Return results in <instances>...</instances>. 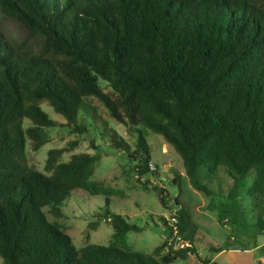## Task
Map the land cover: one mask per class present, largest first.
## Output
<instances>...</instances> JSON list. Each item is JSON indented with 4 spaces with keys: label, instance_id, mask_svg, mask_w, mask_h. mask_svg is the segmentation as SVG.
<instances>
[{
    "label": "trees",
    "instance_id": "obj_1",
    "mask_svg": "<svg viewBox=\"0 0 264 264\" xmlns=\"http://www.w3.org/2000/svg\"><path fill=\"white\" fill-rule=\"evenodd\" d=\"M0 14L31 31V39L22 42L0 32L5 264H171L190 255L203 264H221L201 257L200 227L165 188L153 186L175 215L162 217L167 238L145 253L127 240L130 231L143 228L113 212L111 189L93 179L96 153L61 161L65 149H50L49 174L28 165V140L38 151L57 126L43 101L75 132L85 133L86 124L79 122L82 110L91 113L85 98H99L115 119L138 132L134 149L113 137L139 180L158 171L150 168L151 145L137 128L144 126L174 147L197 190L212 195L215 183L222 187L228 180L232 201L242 192L249 196L254 222L264 229V0H0ZM173 182L181 185L178 178ZM81 191L106 194L102 218L113 224L110 244L79 248L49 219L46 207L60 218L63 202ZM240 206L244 216L247 206ZM175 233L184 247L169 243ZM209 251L223 248L211 245Z\"/></svg>",
    "mask_w": 264,
    "mask_h": 264
},
{
    "label": "rangeland",
    "instance_id": "obj_2",
    "mask_svg": "<svg viewBox=\"0 0 264 264\" xmlns=\"http://www.w3.org/2000/svg\"><path fill=\"white\" fill-rule=\"evenodd\" d=\"M0 32L19 42L31 39V31L22 21L1 14ZM102 85L106 92L112 94L106 83ZM85 100L91 106V113L82 110L79 114V122L88 128L85 133L75 132L49 101L41 102L46 113L57 121V126L49 129V141L38 151L33 149L31 140H28V165L49 174L45 166L50 149H65L61 161H69L78 153H96L98 161L93 179L111 189L108 194L109 208L143 228L139 232L130 231L127 234L128 243L134 250L151 253L167 238L162 217L173 220L174 214L172 206L162 204L153 187L158 185L165 188L170 197H178L180 205L190 211L193 222L200 227L197 236L202 258L211 257L221 264H264V229L254 222V203L249 196L242 192L237 200L232 201L228 180L222 187L215 183L217 192L212 195L197 190L190 183L183 159L174 147L162 135L144 126L137 128L149 140L152 163L158 171H151L139 180L131 169V158L114 145L113 137L114 134L122 137L134 149L137 130L115 119L99 98L89 96ZM29 125L30 121L26 119L25 126ZM175 178L179 179L181 185L173 182ZM144 180H147L145 186ZM105 198L106 194L103 193L92 195L81 191L63 202L62 217L57 218L50 207H46L45 211L51 221L59 223L72 236L77 247L91 243L108 245L112 241L114 229L110 219L102 218L107 208ZM240 202L247 206L244 216L241 214ZM235 204L238 205L239 215L234 213ZM236 244L241 248L231 249ZM211 245L222 247L223 251L212 253L209 251ZM0 264H5L1 256ZM171 264L203 263L197 256L190 255L186 260L179 259Z\"/></svg>",
    "mask_w": 264,
    "mask_h": 264
},
{
    "label": "built area",
    "instance_id": "obj_3",
    "mask_svg": "<svg viewBox=\"0 0 264 264\" xmlns=\"http://www.w3.org/2000/svg\"><path fill=\"white\" fill-rule=\"evenodd\" d=\"M150 167L155 169V166L153 165L152 162L150 163ZM174 215H175V213H174ZM169 243L170 244L175 243L176 246L184 247V243L180 240L179 237H177L176 233L173 234L171 237H169Z\"/></svg>",
    "mask_w": 264,
    "mask_h": 264
},
{
    "label": "water",
    "instance_id": "obj_4",
    "mask_svg": "<svg viewBox=\"0 0 264 264\" xmlns=\"http://www.w3.org/2000/svg\"><path fill=\"white\" fill-rule=\"evenodd\" d=\"M241 248V246L238 244H236V245H232L231 246V249H240Z\"/></svg>",
    "mask_w": 264,
    "mask_h": 264
},
{
    "label": "crops",
    "instance_id": "obj_5",
    "mask_svg": "<svg viewBox=\"0 0 264 264\" xmlns=\"http://www.w3.org/2000/svg\"><path fill=\"white\" fill-rule=\"evenodd\" d=\"M222 252V251H221ZM220 253V252H219ZM219 253H217V254H219ZM217 256V255H216ZM213 260H214V258H213Z\"/></svg>",
    "mask_w": 264,
    "mask_h": 264
}]
</instances>
